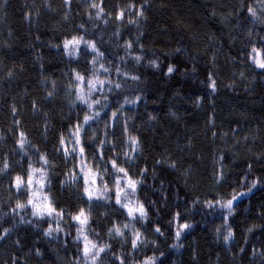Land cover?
<instances>
[{"label": "trees", "instance_id": "1", "mask_svg": "<svg viewBox=\"0 0 264 264\" xmlns=\"http://www.w3.org/2000/svg\"><path fill=\"white\" fill-rule=\"evenodd\" d=\"M73 37L96 51L81 42L66 52ZM254 47L264 52V0H0V264H93L77 239L81 209L84 235L105 248L95 264H264V69ZM77 74L104 82L90 94L84 84L87 104ZM77 125L104 198L88 199L72 179L79 158L61 150ZM113 159L139 182L133 193L121 181V203L142 204L145 217L116 203L123 173ZM32 168L46 172L42 194L62 217L34 216L35 186L16 189Z\"/></svg>", "mask_w": 264, "mask_h": 264}, {"label": "snow or ice", "instance_id": "2", "mask_svg": "<svg viewBox=\"0 0 264 264\" xmlns=\"http://www.w3.org/2000/svg\"><path fill=\"white\" fill-rule=\"evenodd\" d=\"M92 7L98 8L99 6L96 4H93ZM102 11L103 9L101 8L100 12ZM249 11L253 16L256 15V11L254 9H249ZM137 14L143 15L142 11L138 12ZM123 17H124V11L121 10L117 18L122 19ZM81 42L91 47L93 51H96L95 44L89 43L88 41H84L83 37H80V38L73 37L71 40H66L64 41L63 47L66 52L70 50L75 51L77 46L81 44ZM252 52L255 53V56L252 57L253 63L260 69H264V52L256 49L255 47L252 49ZM105 71H107V69H105ZM167 71L168 73H172L174 69L173 67H169ZM75 79L81 85L80 94L77 96V99H79L81 102L86 103V104L88 103V101L85 98L84 84L87 83V86L89 89L88 94H90L91 91L96 88L97 83L101 85L104 83L103 81H94V80L85 81V77L80 74H77ZM212 87L214 89L215 82H213ZM88 106L91 107V104H89ZM115 115L116 114L113 113V117H115ZM92 119H93L92 116H85L84 123L87 124ZM81 130H82V126L77 125L75 127V131L72 132V138L68 140L67 142L62 137L60 140L61 150L63 151L65 157L76 156L79 158L78 167H79L81 175L79 176L73 175L72 179L73 180L83 179L84 184H85L84 192L88 196V199L92 200L93 198H97V199L104 198V194L107 193L109 189L107 187V184H104V191L98 194L97 189L94 187L96 185L97 178H99V180L103 183V174L100 172L98 168L96 169V171H93L91 164L87 162V158L85 155V147L81 142V136H80ZM129 140L131 141L133 145L138 144V141L136 140L135 137L130 136ZM69 144L72 145L70 148L68 147ZM42 159H44V164L47 165L48 160L46 158H42ZM93 159H96V157H93ZM103 159H104L103 153L99 152V160L102 161ZM110 163L112 165V168L117 173H123V177H120L115 180L116 203L120 204L121 207L127 209V214L132 219H136L137 215L140 218L145 217L146 212L142 204L134 207V206H129V204L127 203H124V204L121 203V194H124L125 196L127 195V193L125 192V188L130 189L134 193L136 191V188L139 182L129 177L127 171L123 167H119L114 159L111 160ZM4 167L7 168L8 165L5 164ZM104 172H107V168L104 169ZM37 173H39V177H37L36 175ZM125 178H126L125 188H121L120 187L121 181L124 180ZM46 179H47L46 172L43 169L32 168L29 174L27 175V177L16 176L15 187L17 190H21V189L32 190L34 186H38V190L32 191L31 198L28 200V204L31 205L33 209L32 214L34 216H37L38 218H43L44 216L51 217L54 215L62 217L63 215L62 211L57 212L56 209L52 206V202L49 200L48 196L42 195L43 189L46 186L45 184ZM253 187H255V185H253ZM240 195L242 196L244 195V193H241ZM237 198H238L237 196H233L231 200H228L227 203L223 205V207L231 210L233 206V201L236 200ZM16 207L24 208L25 205L18 203ZM73 219L76 220L80 225V228H79L80 236H78L77 239H80L81 237H83V241H84V247L82 249L83 257L85 259H91L93 264H95V261L97 257L99 256V253L104 252L105 248L104 247L98 248L96 244L88 240L87 235H84L85 228L88 224L89 216L85 213L83 209H81L79 214L74 216ZM125 227H127V225H125ZM186 227H188V225H181V228H186ZM56 230L59 231L60 229L57 228ZM52 231L53 230L50 228L49 232L46 234H51ZM110 231H115L117 235H121V236L123 235V232L121 231L119 227H114V229ZM157 231H159V229H157ZM179 235H180V232L178 231L177 236ZM231 235L232 233L229 232L228 236L225 237V239L227 240L228 238L231 237ZM138 240H140V234L136 233L135 239L132 242L133 248L137 246ZM145 264H154V262L150 260V261H146Z\"/></svg>", "mask_w": 264, "mask_h": 264}, {"label": "rangeland", "instance_id": "3", "mask_svg": "<svg viewBox=\"0 0 264 264\" xmlns=\"http://www.w3.org/2000/svg\"><path fill=\"white\" fill-rule=\"evenodd\" d=\"M72 145L71 144H69L68 145V147L70 148ZM96 189H97V193L99 194L100 192H103L100 188H99V185L97 184V182H96V185L94 186ZM36 188V189H35ZM35 188H34V190H38V186H35ZM33 190V191H34ZM43 195V194H42ZM129 206H136V205H134V204H129Z\"/></svg>", "mask_w": 264, "mask_h": 264}]
</instances>
